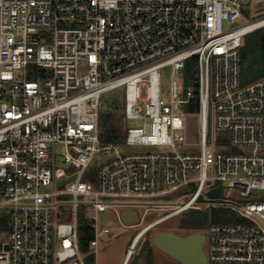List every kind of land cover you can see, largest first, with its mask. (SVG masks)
I'll return each instance as SVG.
<instances>
[{
    "label": "built area",
    "instance_id": "built-area-1",
    "mask_svg": "<svg viewBox=\"0 0 264 264\" xmlns=\"http://www.w3.org/2000/svg\"><path fill=\"white\" fill-rule=\"evenodd\" d=\"M242 16V0H0V213L8 216L0 264H88L80 207L96 247L110 231L100 228L102 212L137 210L117 199L182 188L187 199L158 207L167 212L135 235L123 264L140 254L150 229L208 206L240 221L211 224L207 264H264V77L242 79L245 38L264 28V17L237 25ZM120 87L124 118L142 125L125 126L121 143L103 141L102 96ZM193 98L198 153L175 148ZM211 108L223 134L218 151L208 143ZM133 144L174 149L123 150ZM231 144L244 151H228ZM96 153L110 157L93 170ZM219 187L223 195L212 197Z\"/></svg>",
    "mask_w": 264,
    "mask_h": 264
},
{
    "label": "rangeland",
    "instance_id": "rangeland-1",
    "mask_svg": "<svg viewBox=\"0 0 264 264\" xmlns=\"http://www.w3.org/2000/svg\"><path fill=\"white\" fill-rule=\"evenodd\" d=\"M243 5V16L237 21V25L247 24L255 19L264 17V0H242ZM264 30V28H261ZM257 31L252 32L245 38L244 44L247 42V38H251L253 44L257 42ZM34 78V76H30ZM172 81L171 68L167 67L162 71V88L164 92L169 93ZM103 105L101 109L102 113H112L113 121L116 126L122 130L126 127H136L142 125L141 119H125L123 115V102H124V88L120 87L107 91L102 96ZM186 126L183 130L185 135V141L177 142L175 148L182 152L198 153L201 151L200 147V121L197 113H191L185 118ZM100 128L102 129V117L100 118ZM223 134L218 130L216 125V113L211 108L208 115V143L216 151L221 150V144ZM174 148L172 146L164 145H143L133 144L123 146L124 151L130 152H152V151H171ZM228 151L239 153L243 152L244 148L231 144L228 147ZM57 154L59 159V165L63 166L64 147H57ZM110 156L103 153H96L94 161L91 165V169L95 170L100 163L105 162ZM211 171V170H210ZM188 188H182L178 191L171 192L168 194L155 196V197H126L121 200L117 199L122 203L138 204L137 210L142 217L140 223L130 225L125 223L119 211L122 207L116 208L110 207L106 211L100 214V228L108 227L109 232L103 233L98 238V245L96 247L90 246L89 250L85 252L86 261L88 264H123L125 255L128 251V247L131 244L135 235L149 222L159 218L167 212L162 207L163 205H171L186 200V197H182V194L187 192ZM71 198V196H68ZM198 204L206 206L207 201L204 197L200 199ZM224 210H218L213 207H205L204 209L198 210L199 220L194 223H184L181 221L182 215L173 216L152 229L147 233V240L145 241L140 254H135L133 258L127 264H182L176 258L167 254L163 250L159 249L154 244V235L159 230L172 231L178 234H188L191 232H203L207 234L211 224L220 222L217 220L219 217L227 216L230 220L226 222H239L240 220H232L234 217L229 213H224ZM222 213V214H221ZM70 218V211L65 213V216L60 217L61 220L65 221ZM223 221V220H222ZM7 231L0 232V242L7 241ZM205 251H208L207 243L204 244Z\"/></svg>",
    "mask_w": 264,
    "mask_h": 264
},
{
    "label": "trees",
    "instance_id": "trees-1",
    "mask_svg": "<svg viewBox=\"0 0 264 264\" xmlns=\"http://www.w3.org/2000/svg\"><path fill=\"white\" fill-rule=\"evenodd\" d=\"M256 32V31H254ZM257 42L253 44L251 38H247L246 44L242 48V79L244 83H250L261 77H264V30H257ZM192 68L195 69V59L189 62L188 70ZM192 113H197L199 111V102L197 98L192 99V104L188 108ZM102 129L101 138L103 141H114L123 142L125 139V131L122 130L114 123V117L112 113H102ZM101 126V125H100ZM212 197H220L223 195L222 187H219L210 193ZM224 210V213L231 214L234 218L232 220H238L239 216L237 213L230 209H218ZM79 213V225L78 233L81 249L86 252L90 248V241L94 238V227L92 220L86 217V212L84 207H80ZM222 214V213H221ZM217 220H230L226 216L219 217ZM8 229V216L5 213H0V232L6 231ZM0 243V247H1Z\"/></svg>",
    "mask_w": 264,
    "mask_h": 264
},
{
    "label": "water",
    "instance_id": "water-1",
    "mask_svg": "<svg viewBox=\"0 0 264 264\" xmlns=\"http://www.w3.org/2000/svg\"><path fill=\"white\" fill-rule=\"evenodd\" d=\"M120 216L125 223H140V217L134 208H124ZM198 220L199 214L195 209L181 216V221L184 223H194ZM205 241L206 234L203 232L182 235L172 231L159 230L154 235V244L182 264H207ZM5 247L7 248L8 245Z\"/></svg>",
    "mask_w": 264,
    "mask_h": 264
},
{
    "label": "flooded vegetation",
    "instance_id": "flooded-vegetation-1",
    "mask_svg": "<svg viewBox=\"0 0 264 264\" xmlns=\"http://www.w3.org/2000/svg\"><path fill=\"white\" fill-rule=\"evenodd\" d=\"M147 240V239H146Z\"/></svg>",
    "mask_w": 264,
    "mask_h": 264
}]
</instances>
